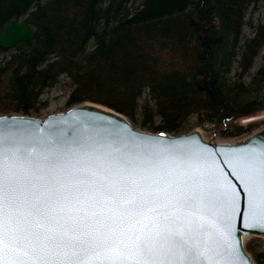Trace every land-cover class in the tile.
<instances>
[{"label": "trees", "instance_id": "trees-1", "mask_svg": "<svg viewBox=\"0 0 264 264\" xmlns=\"http://www.w3.org/2000/svg\"><path fill=\"white\" fill-rule=\"evenodd\" d=\"M260 1L0 0V31L22 20L34 34L27 56L0 50V114L39 118L63 78L68 109L101 106L151 133L181 135L193 118L248 135L240 121L264 113V21L247 20ZM245 249L264 264L263 240Z\"/></svg>", "mask_w": 264, "mask_h": 264}, {"label": "snow or ice", "instance_id": "snow-or-ice-1", "mask_svg": "<svg viewBox=\"0 0 264 264\" xmlns=\"http://www.w3.org/2000/svg\"><path fill=\"white\" fill-rule=\"evenodd\" d=\"M69 151L36 146L9 156L0 145V264H213L209 253H219L208 221L192 211V177L146 191L142 165L157 167L152 154L133 157L116 145L70 159ZM239 163L250 212L264 222V150ZM169 206L183 212V227ZM147 213L155 215L146 223L136 219Z\"/></svg>", "mask_w": 264, "mask_h": 264}, {"label": "water", "instance_id": "water-1", "mask_svg": "<svg viewBox=\"0 0 264 264\" xmlns=\"http://www.w3.org/2000/svg\"><path fill=\"white\" fill-rule=\"evenodd\" d=\"M33 41L31 27L22 20L8 23L0 31L2 51L27 56ZM0 145L9 156L17 150L25 153L36 146L55 148L57 145L70 148V159L102 156L116 145L133 157L152 154L153 160L158 161L157 167L142 165L149 171L141 175L151 178L141 181L146 191H150L149 184L171 191L167 188L170 181L193 178L189 191L196 197V208L192 211L196 216H203L210 225L205 230L212 233L219 253H209L213 264H256L245 245L250 239L264 241V222L250 212L248 188L239 161L264 150V126L242 139L220 142L207 140L198 131L178 136L151 133L107 108L81 104L44 118L0 115ZM157 178L162 179L153 183ZM159 203L169 201L162 197ZM152 206V203L147 205ZM168 211L178 217V226L183 227V212L171 206ZM154 215L147 213L136 219L146 223ZM196 216L188 219L197 222ZM192 239L201 242V249L205 247L204 235L195 234Z\"/></svg>", "mask_w": 264, "mask_h": 264}, {"label": "rangeland", "instance_id": "rangeland-1", "mask_svg": "<svg viewBox=\"0 0 264 264\" xmlns=\"http://www.w3.org/2000/svg\"><path fill=\"white\" fill-rule=\"evenodd\" d=\"M250 18L255 23H257L258 21H264V0L260 1V3L256 7V10L252 14V16L250 14L247 16V20ZM245 34L249 35L250 31L246 29ZM1 58L2 57L0 56V59ZM258 64H259V60L256 61L255 65L258 66ZM70 90H71V87H70L68 80L62 78L59 80L56 86L45 91L44 94L41 96V102L45 103V106L41 110L40 115H38L39 118H44L49 115L65 112L68 109L66 107V102H67ZM0 115H4V114H0ZM195 123H196L195 119L193 118L190 119L187 124L186 130L181 135L187 134L191 131H198L207 140L213 139V140H217L220 142L236 141L262 128L264 126V113L258 114L253 118L240 121L239 125L243 127L253 124L254 130L250 134L242 136L241 138H238V139H222L217 135L218 133L213 127H209V126L198 127L196 126ZM250 240H247L246 243Z\"/></svg>", "mask_w": 264, "mask_h": 264}]
</instances>
